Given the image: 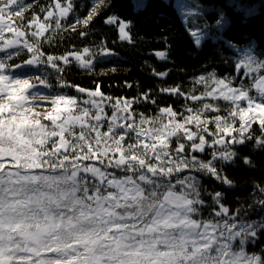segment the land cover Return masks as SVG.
Listing matches in <instances>:
<instances>
[{
	"label": "snow or ice",
	"instance_id": "obj_1",
	"mask_svg": "<svg viewBox=\"0 0 264 264\" xmlns=\"http://www.w3.org/2000/svg\"><path fill=\"white\" fill-rule=\"evenodd\" d=\"M31 6L25 0H0V264H264V249L247 251L264 232V217L244 218L253 207L264 211V187L256 186L259 195L248 208L232 213L221 203V192L208 194L211 203H206L198 177L191 174L203 172L231 186L214 161L231 162L236 153L228 146L251 140L252 124L258 123L264 135V59L258 58L264 53L254 55L250 46L235 65L236 71L244 69L241 80H251L248 86H233L232 79L219 78L214 72L195 81L205 90L191 99L212 97L230 105L226 117L216 115L211 121L214 133L208 130L209 120L202 119L206 112L218 111L210 103L188 108L190 115L166 107L158 117L141 113L137 121L131 109L139 98L112 103L99 85L94 91L77 86L79 93L87 91L88 99L52 95V108L42 117L50 123L45 124L31 101L44 98L38 85L51 88L48 73L41 72V79L28 69L39 71L47 65L60 73L63 68L58 61L68 65L71 56L81 68L91 70L93 59L112 53L101 45L90 59L79 52L45 55L39 42L22 41L26 32L14 26L13 17L23 21ZM55 9V13L46 12L45 21L57 17L59 29L60 20L73 12V4L57 0ZM95 11L75 23L87 25ZM184 15L198 18L199 5L187 7ZM105 23L118 26L120 41L132 42L130 22L109 16ZM225 24L223 17L216 21L219 29ZM25 27H34L32 35L42 37L51 24L34 16ZM71 27L75 29V24ZM5 32L14 35L6 37ZM190 34L200 48L207 33L198 29ZM24 50L31 54L29 59L9 63ZM89 52L88 47L83 49L84 54ZM154 54L166 57L162 51ZM153 74L168 75L155 70ZM56 79L59 87H68L59 75ZM252 89L256 95L250 94ZM160 91L184 95L179 85ZM143 96L148 98L147 93ZM106 105L112 110L110 117ZM178 115L182 122L177 121ZM164 117L168 122L161 126H144ZM189 124L196 131L186 127ZM204 133L214 137L210 143ZM173 138L175 149L171 148ZM256 143L264 144V139ZM206 146L211 159L202 161L193 153H205ZM203 192L207 194L206 189Z\"/></svg>",
	"mask_w": 264,
	"mask_h": 264
},
{
	"label": "trees",
	"instance_id": "obj_2",
	"mask_svg": "<svg viewBox=\"0 0 264 264\" xmlns=\"http://www.w3.org/2000/svg\"><path fill=\"white\" fill-rule=\"evenodd\" d=\"M257 1H260L258 12L247 14L243 8L239 7L242 2L251 5ZM56 2L57 0H25L26 4L32 6L24 13V20L13 17L14 26L26 32L25 37L21 38L22 41L27 39L33 44L39 42L42 45L41 51L45 55L63 56L69 52H79L85 56V59H90L93 53L100 51L101 45L110 50L112 55L93 59L91 70L81 68L79 62L71 56L69 57L71 63L68 65H65L63 61H58L59 67L63 68L60 73L47 65L40 66L39 71L36 67H30L29 74L40 75L41 79L44 78L41 72H47V83L51 85V88L38 85L46 98L31 101L35 112L42 114L41 119L52 108V95L66 94L88 99L87 91L79 93L77 86L94 91L97 85L104 96L113 98L112 103L120 98L131 100L139 98V102L133 103L131 109L137 121L141 113L149 118L158 117L161 115L159 110L166 107H171L178 114L183 112L184 115H190L188 108L200 109L204 103L212 104L218 108V111H208L202 117L208 116V120L211 121L216 115L226 117L230 111L228 102L214 100L212 97H204L202 100L190 98L192 95L200 96L205 90L203 84H196L195 81L202 75L207 77L209 72H214L218 77L232 79L233 85L237 84L234 78L237 75L235 65L238 53L227 43V40L236 45H243L250 39H255L258 43L257 47L260 48L259 52L264 53V0H202V2L223 7L229 23L221 31L215 29L223 38L208 37L200 48L194 44L189 30L172 1L147 0L144 7L136 9L133 0H71L73 12L69 13L67 18L60 20L62 27L59 29L55 24L57 17L45 21L46 12L49 9L56 12ZM59 2L65 4L67 0H59ZM42 8L45 11H41ZM93 8L96 11L87 25L75 23L77 18L84 20ZM219 15V9L208 12L211 21L217 19ZM34 16H38L41 22L51 24L42 37L32 35L35 31L34 27L32 29L25 27ZM109 16H117L125 22H130L132 42L119 40L118 26L105 23ZM73 24H75V29L71 27ZM81 32L86 35L81 36ZM13 35V33L5 32L6 37ZM85 47L90 49L88 54L83 53ZM157 51L165 52L166 57L158 58L154 54ZM2 55L3 53H0V56ZM30 56L31 54L24 50L9 63L19 64L29 59ZM153 70L156 73L167 72L168 75L160 77L154 75ZM57 75L68 87L58 86ZM32 82L37 83L35 80ZM176 85L180 86L184 93L183 96H174L160 91L162 88ZM145 93L148 94L147 99L143 96ZM105 111L109 117L112 115V110L107 105ZM176 119L182 122L180 115ZM166 121H168L167 117H164L162 120L155 121L154 124L144 126H161V123ZM42 123L49 124L50 122L42 119ZM186 127L196 131L193 124L186 125ZM208 127L209 132H216L214 123L211 122ZM250 134L253 138L246 140L244 144L228 146L227 150L236 153L231 162L214 161L222 176L231 181V186L203 172L193 171L191 173L198 177L206 203H211V196L208 194L221 192L223 194L221 203L228 207L230 212L235 213L238 208H248L253 198L259 195L256 186L264 187V144L257 145L256 140L264 139V135L258 123L252 124ZM204 135L209 143L214 138L208 133ZM232 135L236 136L237 133ZM224 138L225 140L231 139L228 136ZM175 147V138H173L171 148L175 149ZM210 153L211 149L206 146L205 153L193 154L198 159L207 161L211 159ZM245 158L248 159V164L245 163ZM205 189L207 194L203 192ZM203 215L207 218L208 211H205ZM241 216H244L243 211ZM261 217H264V211L255 207L244 216L248 220H258ZM262 249H264V232L259 233V239L254 246L251 244L247 246L249 253H261Z\"/></svg>",
	"mask_w": 264,
	"mask_h": 264
},
{
	"label": "rangeland",
	"instance_id": "obj_3",
	"mask_svg": "<svg viewBox=\"0 0 264 264\" xmlns=\"http://www.w3.org/2000/svg\"><path fill=\"white\" fill-rule=\"evenodd\" d=\"M168 1H172L173 2V4L177 8L178 13L180 14V16H181L182 20L184 21V23H185L187 29L189 30V32L192 31V30L203 29L207 33L206 38H208V37L223 38L222 35L217 30H215V29H219L216 26V21L220 20L221 17H223L224 21H226V24H225V26L222 29H219L220 31L225 29V27L229 23L228 16L225 14V11H224L223 7H220V6H217L215 4H211V3H205V2H202V0H168ZM146 2H147V0H133L134 7L136 9L144 7ZM194 4H198L199 5V8H200L199 17L198 18H196V17H186L184 15V12L186 11V8L187 7H191ZM259 5H260V1H257L254 4H251V5H247L245 2H242V3H240L239 7L243 8L246 11V13L249 14V10H252L251 13L258 12L259 11ZM214 9H219L220 10V15H219V17L217 19L211 21L209 19V17H208V12H210V11H212ZM205 24L208 25L207 29H204V25ZM214 39H216V38H214ZM202 43H203V41H202ZM227 43L229 45H231L232 47H234L235 50L238 53L236 62H238L240 59L243 58L244 52L246 50H248L250 46L254 48V52H253L254 55L260 54V52H259L260 48L257 47L258 43H257V41L255 39H250L247 43H245L243 45H236V44H234V43H232V42H230L228 40H227ZM263 57L264 56H258L259 59H264ZM243 72H244V69H241L240 71H237V75L234 78L237 81V84L233 85V86L239 87L241 85V83H243L245 86H248V85L251 84V80L248 77H244L243 80H241V77L243 76ZM202 76H204V75H202ZM219 78H224V77H219ZM33 90L37 91V89H33ZM38 90H39L40 93H42V89L39 86H38ZM250 94L251 95H256L255 89H252ZM43 96H44L43 99H45L46 98L45 95H43ZM38 99H41V97L38 96L34 101H36ZM203 118L204 117H202V119ZM208 118L209 117L206 116L204 119L208 120ZM167 122L168 121H166L164 123H167ZM230 122H231V118H230ZM210 124H211V120H209L208 125H210ZM208 125H207V127H208ZM153 126H156V125H153ZM235 126L239 127L238 119L236 120ZM189 129L192 130V131H195V129H192V128H189ZM208 130H209V127H208ZM205 138H206V136H205Z\"/></svg>",
	"mask_w": 264,
	"mask_h": 264
},
{
	"label": "bare ground",
	"instance_id": "obj_4",
	"mask_svg": "<svg viewBox=\"0 0 264 264\" xmlns=\"http://www.w3.org/2000/svg\"><path fill=\"white\" fill-rule=\"evenodd\" d=\"M228 115V114H227Z\"/></svg>",
	"mask_w": 264,
	"mask_h": 264
}]
</instances>
